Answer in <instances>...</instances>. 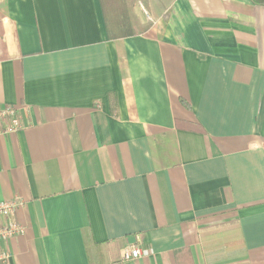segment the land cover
<instances>
[{
	"label": "crops",
	"instance_id": "0c3cea01",
	"mask_svg": "<svg viewBox=\"0 0 264 264\" xmlns=\"http://www.w3.org/2000/svg\"><path fill=\"white\" fill-rule=\"evenodd\" d=\"M4 107L7 264H264V6L0 0Z\"/></svg>",
	"mask_w": 264,
	"mask_h": 264
},
{
	"label": "built area",
	"instance_id": "2783aa9c",
	"mask_svg": "<svg viewBox=\"0 0 264 264\" xmlns=\"http://www.w3.org/2000/svg\"><path fill=\"white\" fill-rule=\"evenodd\" d=\"M5 124V131L1 126ZM22 124L20 122L18 111L14 107L0 108V131L3 133H16L20 131ZM21 204L18 201L0 203V243L7 242L26 232V228L17 222L15 213ZM144 255L140 245H131L123 250L122 261L125 263L140 259ZM11 255L0 249V264H7Z\"/></svg>",
	"mask_w": 264,
	"mask_h": 264
},
{
	"label": "trees",
	"instance_id": "16d2710c",
	"mask_svg": "<svg viewBox=\"0 0 264 264\" xmlns=\"http://www.w3.org/2000/svg\"><path fill=\"white\" fill-rule=\"evenodd\" d=\"M256 4L264 6V0H253Z\"/></svg>",
	"mask_w": 264,
	"mask_h": 264
}]
</instances>
